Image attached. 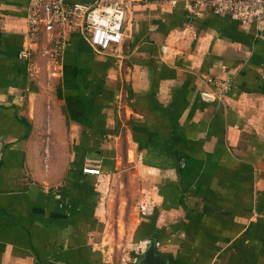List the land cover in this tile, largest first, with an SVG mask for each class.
Masks as SVG:
<instances>
[{
  "label": "crops",
  "instance_id": "obj_1",
  "mask_svg": "<svg viewBox=\"0 0 264 264\" xmlns=\"http://www.w3.org/2000/svg\"><path fill=\"white\" fill-rule=\"evenodd\" d=\"M27 3L0 0V264H264V21L130 0L119 44L73 33L29 81Z\"/></svg>",
  "mask_w": 264,
  "mask_h": 264
},
{
  "label": "built area",
  "instance_id": "obj_2",
  "mask_svg": "<svg viewBox=\"0 0 264 264\" xmlns=\"http://www.w3.org/2000/svg\"><path fill=\"white\" fill-rule=\"evenodd\" d=\"M193 13L203 8L218 16L240 22L243 26L264 21V0H187ZM130 0H28L26 32L17 52V59L25 67L27 79L35 81L39 75L36 56L44 57L52 67L60 58L69 36L81 34L98 52L119 44L124 37V21ZM209 89L200 92L206 102L220 100L232 87L230 79L208 78ZM84 173H98L99 169L85 165Z\"/></svg>",
  "mask_w": 264,
  "mask_h": 264
},
{
  "label": "water",
  "instance_id": "obj_3",
  "mask_svg": "<svg viewBox=\"0 0 264 264\" xmlns=\"http://www.w3.org/2000/svg\"><path fill=\"white\" fill-rule=\"evenodd\" d=\"M134 264H165V259L156 253L155 244L149 242Z\"/></svg>",
  "mask_w": 264,
  "mask_h": 264
},
{
  "label": "rangeland",
  "instance_id": "obj_4",
  "mask_svg": "<svg viewBox=\"0 0 264 264\" xmlns=\"http://www.w3.org/2000/svg\"><path fill=\"white\" fill-rule=\"evenodd\" d=\"M132 188H134V183H132ZM135 188H136V186H135ZM141 205L143 206L144 205V203H141ZM142 209H141V206L139 205V211H141ZM146 243L145 242H143V243H140L139 245H142L143 247H144V245H145ZM141 251V250H140Z\"/></svg>",
  "mask_w": 264,
  "mask_h": 264
}]
</instances>
